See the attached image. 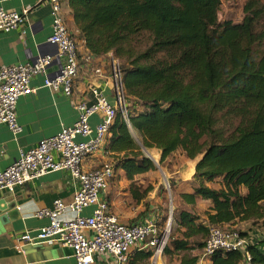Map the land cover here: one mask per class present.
I'll use <instances>...</instances> for the list:
<instances>
[{
  "label": "trees",
  "instance_id": "16d2710c",
  "mask_svg": "<svg viewBox=\"0 0 264 264\" xmlns=\"http://www.w3.org/2000/svg\"><path fill=\"white\" fill-rule=\"evenodd\" d=\"M63 4L78 57L81 43L121 61L128 121L117 112L104 151L130 182L133 198L142 200L152 188L141 195L137 177L158 169L145 149L159 151L161 166L177 151L200 157L191 191L169 180L177 186V206L164 250L168 264H199L211 227L264 217V3L248 0L237 23L219 20L222 0ZM159 218L164 229L168 216ZM241 234L251 238L252 263L264 264V238ZM152 252L143 251L144 259ZM210 260L245 264L236 250H217Z\"/></svg>",
  "mask_w": 264,
  "mask_h": 264
},
{
  "label": "built area",
  "instance_id": "2783aa9c",
  "mask_svg": "<svg viewBox=\"0 0 264 264\" xmlns=\"http://www.w3.org/2000/svg\"><path fill=\"white\" fill-rule=\"evenodd\" d=\"M47 1L51 5L52 16V33L48 39L58 46L64 65L58 75H46L44 86L71 95L79 74L77 41L68 29L63 0ZM28 11L18 12L0 6V30L22 28L26 33L24 24ZM53 58L52 54H42L32 63L0 66V124H6L15 135L23 130L17 115L18 100L35 91L31 86L32 78L45 74ZM109 77L114 84L116 103L108 99L100 86L94 87L93 103L83 100L75 103L79 116L73 125L63 126L57 134L42 138L28 150H21L12 164L0 171V191L15 192L30 180L59 170H68L80 184L72 201L57 198L52 207L39 209L36 216L49 218V223L34 233L24 232L17 247L59 243L73 249L74 264H110L96 257L100 254L112 256L115 259L113 264H128L132 249L140 248L153 251L150 264H166L164 250L171 232L172 217L164 229L155 219L129 225L112 213L107 200L101 198V193L107 190L115 176L113 162L104 151L109 129L118 111L128 121L123 70L116 57L112 59ZM98 113L101 121L93 127L90 119ZM98 153L103 155L101 164L94 168L85 167V160ZM91 206L94 207L91 214H81ZM66 210L77 215L72 219H61ZM251 243V238L243 236L237 229L211 227L202 256L210 257L217 250H236L244 253L245 264H253L248 251Z\"/></svg>",
  "mask_w": 264,
  "mask_h": 264
},
{
  "label": "crops",
  "instance_id": "0c3cea01",
  "mask_svg": "<svg viewBox=\"0 0 264 264\" xmlns=\"http://www.w3.org/2000/svg\"><path fill=\"white\" fill-rule=\"evenodd\" d=\"M0 6L18 12L29 10L24 24L26 33L22 32V28L0 30V66L32 63L42 54L54 56L46 73L32 78L31 86L35 91L21 96L18 100L17 115L23 127L22 132L15 135L6 124H0V171H2L18 158L21 150L36 146L42 138L57 134L63 126L73 125L79 116V111L74 107L75 103L80 100L88 104L93 103L94 87L100 86L112 103H116V93L109 77L113 53L95 55L81 43L79 74L73 93L65 95L62 91H53L45 87L46 75L49 77L58 75L64 65V59L59 56L58 46L48 39L52 33L50 3L47 0H0ZM68 19L72 27V19L70 17ZM90 121L93 127L96 126L101 121V114H95ZM102 159V153H98L88 157L84 165L87 168H94L101 164ZM199 159L200 157L188 158L187 167L180 170L181 180L184 183L192 181ZM123 180L129 182L121 171H116L110 186L101 193V198L109 203L111 212L122 222L134 217L133 212L124 214L118 204L116 189ZM79 185L68 170H59L30 180L19 186L15 192L0 191V264H74L73 249L68 246L59 243H42L26 244L19 249L17 244L24 232L34 233L49 223V218L36 216L39 209L52 207L57 198L65 202L72 201ZM185 191H191V188ZM13 202L14 205L11 206ZM93 208V206L86 208L81 214L89 215ZM76 215V212L66 210L60 218L68 220ZM158 217L159 213L150 219L157 220ZM251 234L252 237L262 239L264 229L252 231ZM143 251L145 250L133 248L128 264L129 262L150 264V260L144 259ZM96 257L105 263L113 264L115 261L112 256L105 254ZM165 263L168 264L166 257ZM199 264H212V262L210 257L202 256L201 253Z\"/></svg>",
  "mask_w": 264,
  "mask_h": 264
},
{
  "label": "rangeland",
  "instance_id": "374dc122",
  "mask_svg": "<svg viewBox=\"0 0 264 264\" xmlns=\"http://www.w3.org/2000/svg\"><path fill=\"white\" fill-rule=\"evenodd\" d=\"M247 1L248 0H222L219 20L221 22L225 20H231L236 23L241 22L245 15L244 6ZM261 1L264 3V0ZM145 152L157 163L158 169L137 177L135 187L139 189L141 195L144 194L146 187H152L148 193L144 194V198L140 201L133 198L130 190V182L123 180L117 186L116 192L119 207L124 214L126 212L128 214L133 212L132 216H134L133 218L128 217V221L123 222L132 223L134 221H141V216L146 213L165 214V216H168L167 222H169L171 217L173 221V213L175 207L177 206V202L175 201V189L177 186L171 187L169 180L175 182L176 184L180 182L179 188L181 189L191 188L192 182L184 183L181 180V174L179 173L182 168L187 167L186 162L188 158L182 151H177L163 164V166H161L158 161L159 154L156 149H145ZM192 167L191 170L193 171ZM206 207L207 203H202V205L198 208V211L203 213L202 210ZM157 220L160 221L161 219L158 217ZM226 229H237L250 235L252 231H262L264 229V217L262 219L255 220L254 223L238 222L236 225L226 227Z\"/></svg>",
  "mask_w": 264,
  "mask_h": 264
},
{
  "label": "water",
  "instance_id": "95a60500",
  "mask_svg": "<svg viewBox=\"0 0 264 264\" xmlns=\"http://www.w3.org/2000/svg\"><path fill=\"white\" fill-rule=\"evenodd\" d=\"M2 203H4V202H2ZM12 205H14V202L11 204V206H12Z\"/></svg>",
  "mask_w": 264,
  "mask_h": 264
},
{
  "label": "bare ground",
  "instance_id": "6f19581e",
  "mask_svg": "<svg viewBox=\"0 0 264 264\" xmlns=\"http://www.w3.org/2000/svg\"><path fill=\"white\" fill-rule=\"evenodd\" d=\"M156 155V154H155Z\"/></svg>",
  "mask_w": 264,
  "mask_h": 264
}]
</instances>
